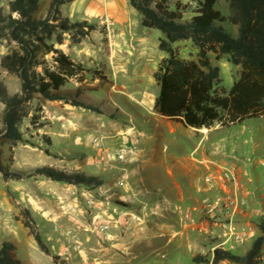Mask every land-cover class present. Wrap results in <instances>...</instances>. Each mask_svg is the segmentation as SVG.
<instances>
[{"label":"rangeland","instance_id":"rangeland-1","mask_svg":"<svg viewBox=\"0 0 264 264\" xmlns=\"http://www.w3.org/2000/svg\"><path fill=\"white\" fill-rule=\"evenodd\" d=\"M49 2L40 0L37 16L46 14ZM215 8L227 14L225 0ZM60 11L72 21L98 26L79 45L68 47L65 41L57 48L106 74L105 84L86 76L81 85L73 81L65 87L82 88L83 99L102 113L42 101L43 126L35 131L25 120L24 142L0 145L1 159L10 170L26 174L49 166L100 177L102 184L87 188L43 177L4 181L0 175V244L10 242L21 264H52L53 255L65 264H211L206 260L215 247L242 254L261 235L262 218L254 209L264 213V118L193 129L156 114L158 87L151 72L165 57L157 46L162 34L143 28L127 0H75ZM226 31L236 34L232 25ZM174 46L180 57H193L189 42ZM5 52L0 43V56ZM209 57L219 68L221 86L229 90L239 68ZM0 79L9 93L18 91L15 77L0 71ZM195 148L212 158L208 167L211 173L217 170L215 175L196 171ZM232 164L241 170L244 192L222 179L225 171L231 176ZM178 190L200 197L177 203ZM168 192L170 202L163 198ZM22 209L30 213L50 256L22 225ZM135 229L145 233L138 240L131 236ZM109 236L117 237L116 243ZM115 244H125L128 251Z\"/></svg>","mask_w":264,"mask_h":264},{"label":"trees","instance_id":"trees-1","mask_svg":"<svg viewBox=\"0 0 264 264\" xmlns=\"http://www.w3.org/2000/svg\"><path fill=\"white\" fill-rule=\"evenodd\" d=\"M75 0H50L46 14L37 16L40 0H0V43L6 52L0 56V71L15 77L19 89L9 93L0 79L1 128L0 145L9 147L24 142L21 127L28 120L32 130L40 122L42 101L62 102L97 114L102 110L83 99V89L65 90L73 81L81 85L89 80L107 83L102 70L87 68L74 61L57 46L65 41L68 47L79 45L97 24L86 20L72 21L62 15L60 7ZM219 0H127L140 16V25L157 30L158 49L165 54L158 62L152 79L158 87L153 102L156 114L177 120L185 127L209 129L241 124L247 119L264 118V0H225L227 14L215 8ZM188 15V16H187ZM227 25L236 29L233 35ZM100 33L106 35L104 27ZM189 42L193 57H180L174 44ZM225 58L238 67V74L229 90L221 86L218 66L211 63ZM51 56L50 60L46 56ZM50 145V138L42 135ZM4 181H21L32 177L87 188H97L101 178L84 173H65L49 166H40L31 173L10 170L2 163ZM21 223L33 237L40 251L50 256L34 221L26 209L21 210ZM261 235L244 253L215 247L211 264H264V221L259 224ZM10 242L0 244V264H21ZM52 264H65L51 256Z\"/></svg>","mask_w":264,"mask_h":264},{"label":"crops","instance_id":"crops-1","mask_svg":"<svg viewBox=\"0 0 264 264\" xmlns=\"http://www.w3.org/2000/svg\"><path fill=\"white\" fill-rule=\"evenodd\" d=\"M74 2V1H73ZM40 9V5L38 10ZM69 18V17H68ZM155 70H153L151 72V76L152 73ZM197 148H195L194 150H196ZM197 158H198V164L199 166L196 168L197 172H203V174L209 170L210 168L208 167L209 164H211L212 162V158L208 156L206 151H200L199 149L195 151ZM213 163V162H212ZM219 167H221L220 165H218ZM213 169V168H212ZM231 171L234 175V177L236 178V180L239 182L240 184V190H242V192H244L245 187H243V185L240 183L239 179H240V175H241V170L238 169L235 165H231ZM215 170V169H214ZM210 171V170H209ZM212 171L209 172V175H215L217 173V170L214 171V173H211ZM169 173V171H168ZM246 172H243V174H245ZM235 196L237 197V194H235ZM172 197V195L168 192L167 194L163 195V198H166L168 202H170V198ZM200 197V195L195 194L194 192H183L182 190H178L177 193V203H183L185 202L186 199L188 200H194L197 201V198ZM261 201H263V199H261ZM256 213V215H260L262 220L264 221V213L262 211H260L259 209H254ZM166 230H163V232ZM260 234L256 235V237H258ZM113 238V239H112ZM115 238V239H114ZM116 238L117 237H113V236H109L108 239H110V241H113L116 243ZM153 239L152 236H149V240ZM117 246V244H115ZM118 247V246H117ZM244 253V252H243ZM263 262H264V245H263Z\"/></svg>","mask_w":264,"mask_h":264},{"label":"built area","instance_id":"built-area-1","mask_svg":"<svg viewBox=\"0 0 264 264\" xmlns=\"http://www.w3.org/2000/svg\"><path fill=\"white\" fill-rule=\"evenodd\" d=\"M231 170H232V169H231ZM230 177H232V180H231ZM222 179H223V181L226 182L227 184H231L235 190L240 189V184H239V182L236 180V178L234 177V175H233L232 172H231V176H230V172L225 171V172L223 173V177H222ZM104 228H106V227H103V229H104ZM241 237H242V236H239V235L237 236V238H238L240 241H242V238H241Z\"/></svg>","mask_w":264,"mask_h":264},{"label":"bare ground","instance_id":"bare-ground-1","mask_svg":"<svg viewBox=\"0 0 264 264\" xmlns=\"http://www.w3.org/2000/svg\"><path fill=\"white\" fill-rule=\"evenodd\" d=\"M145 233H144V231H143V229H135V231H133V234H131V236L133 237V238H135V239H139L140 238V236L141 235H144ZM113 239V238H112ZM115 239V238H114ZM136 240V241H137ZM135 242V241H134ZM143 242H147V239H143ZM144 244H146V243H144ZM117 246L119 247V248H121L122 250H125V251H128V248H124L125 247V244H117ZM147 248H149V242H148V246H147ZM106 264V263H105ZM110 264H113V263H110Z\"/></svg>","mask_w":264,"mask_h":264}]
</instances>
